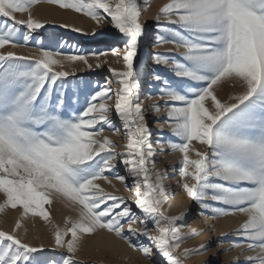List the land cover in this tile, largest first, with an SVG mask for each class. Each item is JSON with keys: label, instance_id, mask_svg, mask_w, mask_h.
<instances>
[{"label": "snow or ice", "instance_id": "1", "mask_svg": "<svg viewBox=\"0 0 264 264\" xmlns=\"http://www.w3.org/2000/svg\"><path fill=\"white\" fill-rule=\"evenodd\" d=\"M41 4L72 10L99 27L107 20L127 38L122 50L91 53L97 60L111 55L123 61L124 70L109 69L117 90L105 84L76 109L64 89L75 75L73 65L92 67L88 53L10 50L28 46L45 27L47 22L33 15ZM140 8L138 0H0V194L5 198L0 213L19 209L21 220L41 218L49 225L55 248L67 253L53 264H80L86 241L101 232L123 240L152 264H187L210 246L181 251L201 233L183 230L185 212L171 215L165 209L175 193L170 197L164 177L154 171V158L170 149L181 154L180 186L201 215L245 218L224 254L254 253L245 255V264H264V0H170L159 9L157 22L168 25L160 26L157 44L183 49L179 57L154 56L157 64H171L179 78L173 84L154 76L164 85L159 89L164 103L154 110H166L162 129L176 138L158 142L159 153L135 65L141 38L148 36ZM21 15L27 19H18ZM229 87L238 91L225 99ZM113 112L121 126L110 118ZM105 129L115 136L123 131V152ZM117 160L126 174L116 171ZM113 179L135 189L141 216L99 183L115 188ZM57 202L76 213L63 227L46 207ZM22 227L18 221L13 232L0 230V264H44L34 256L44 245L25 243L17 235ZM134 237L149 244L138 245Z\"/></svg>", "mask_w": 264, "mask_h": 264}, {"label": "rangeland", "instance_id": "2", "mask_svg": "<svg viewBox=\"0 0 264 264\" xmlns=\"http://www.w3.org/2000/svg\"><path fill=\"white\" fill-rule=\"evenodd\" d=\"M138 2L142 7V2L145 1L138 0ZM146 2L148 3V0H146ZM168 2V0H151V6L148 7L151 9V11L146 21L144 19V11H141V19L148 36L147 39L144 37L141 38L143 42L135 60V65L141 73V82L143 88L142 98L144 100L143 106L148 110V126L153 133V137L158 132V129L155 127L156 121L161 123L167 114L166 110L161 111L159 114H156L154 110L153 105H162L164 103L163 100L159 99V89L164 85L162 81H156L154 86L151 85L150 77L152 64L150 63L152 62L154 55L153 49L155 45V36L162 34L159 31L160 26L168 25V22L164 20L157 22L156 17L159 14V9ZM33 15L35 18L41 21H46L47 23L45 24V27L43 29L37 30V32L33 34L35 37L34 42H30L28 46L22 48L10 49L11 51H14L17 55H29L36 54L40 48L43 47L46 50L60 52L62 54H75L77 50L89 54V63L92 65V67L88 68L82 63L73 65L72 67L75 69V75L68 77V81H70V83L64 89L65 95L71 97L74 108L80 109L85 106L90 96L105 84H107L108 87L114 91L118 89V84L115 82V78L109 69L113 68L117 71L124 70L123 61L117 63V58L111 55L108 57H100V60H97L91 55V53L111 51L115 48L122 50L124 48L127 38L119 33V31L115 29L111 23L107 22L106 20L102 22L103 27H99L96 22L91 20L89 17L76 13L72 10L61 9L58 6L48 4L36 6L33 9ZM18 19L24 20L27 19V16L21 15L18 16ZM61 25H68L69 27L65 28L61 27ZM73 28L80 29L81 31H73ZM105 35H108L109 38L111 37V41L101 39V37ZM64 36H67V42L62 41V37ZM145 43L147 44V47H145ZM164 45L173 46L172 44ZM7 50L9 49H5V51ZM181 52H183V49H176L173 46L172 50L162 48L159 54L179 57ZM151 55L152 58L150 61ZM105 60L107 62L103 63ZM97 63H102V66L96 67ZM155 71L157 75H160L163 78V80H167L170 83L174 84L179 80V78L174 75L171 64H157ZM233 90L234 92L238 91V89H232L230 87L226 88V94L224 98L226 99L227 95H231ZM110 118L113 120L114 124L121 126L119 118L115 112L110 114ZM164 128L166 137L165 141L169 139L175 141L176 138L172 136L171 131L167 127ZM105 135H107L120 146L118 151H124V144L126 140L123 137V131L121 132L120 136H115L112 135L110 131L105 129ZM195 146L199 147V145ZM200 150L203 149L201 148ZM174 154L177 156V158L174 156ZM167 156L175 157V173L177 172L175 178L177 179V183L175 184L172 191H169L168 188L170 197L173 193H175V195L170 199L169 204L165 206V209L171 215H179L181 212H185L187 226L183 230L185 232L198 230L201 233L196 238L191 239L186 244H184L181 251H183L185 248L198 247L200 244H208L210 246V249L206 254L194 257L192 260H189L187 264H245V255H247V253H245V255H241L240 250H231L228 252V254H224L225 250L230 248L228 241L237 239L234 233L239 227L220 231L219 224L221 219H211L210 213L201 215L200 213L203 210L199 208L195 201L187 197V194L180 186L181 177L179 175V169L181 154L172 153L169 149ZM193 158H195L194 155ZM154 159L156 160V157ZM157 159L159 158L157 157ZM115 163L117 164L116 171L119 174H126L125 170L120 164V161L117 160ZM154 171L162 174L164 177V182L167 185L166 178L168 176L171 177V163L164 159L161 161L156 160V168ZM112 182L115 185V188L108 186L104 181H100L99 183H101V185L105 188L106 192L123 197L129 204L132 205L133 212H135L137 216H141L142 214L140 213V210L136 208L134 203L135 189L132 188L129 190V187H126L125 184H121L116 179H113ZM127 184H132L130 178L127 181ZM4 202L5 198L3 194H0V205H2ZM46 207H51L53 221L61 227L64 226V223L69 216H71L73 219L76 218V213L74 211L64 207V205L59 202L53 204L52 206ZM62 211L67 212V216L65 218L62 216ZM18 221L23 224V227L17 233L19 238H21L25 243H30L34 247H39L41 244L44 245L42 252L34 254V256L39 261L44 262V264H53V261H59L61 256L67 255L66 250L55 248L53 235L50 231L49 225L45 224L41 218L33 219L29 217L27 219L21 220V211L19 209L13 211L9 208L5 210L4 213H0V230L13 232ZM133 227H139V225L134 224ZM25 230L27 231V235H25ZM125 231L127 232V227H125ZM206 236H210V241L204 242ZM133 239L138 245L149 244V241L144 237H139L138 239L134 237ZM94 240L95 238L87 240L83 246L78 256L80 264H152V262L146 261L138 252H135L132 248H129L127 244V255L125 256L121 252L115 251L106 245L98 246L97 244H94ZM220 241L224 242L223 246H221ZM236 257H239V260H236ZM154 259H156V257H154Z\"/></svg>", "mask_w": 264, "mask_h": 264}, {"label": "bare ground", "instance_id": "3", "mask_svg": "<svg viewBox=\"0 0 264 264\" xmlns=\"http://www.w3.org/2000/svg\"><path fill=\"white\" fill-rule=\"evenodd\" d=\"M143 1H145V2H142V7L140 8V10L141 11H144L143 12L145 14V18L144 19L146 21L147 20V17L150 15L151 9L146 6L147 5L146 0H143ZM168 1L170 2V0H168ZM158 36L159 35H156L155 36V41H154V44L155 45H154V49H153L154 55H153V60L150 63V64H152L151 77H150V79H151V85H153V86H154V83L157 81V80L154 79V76L157 75L156 74V71H155L156 70V65H157V63L154 60L155 54H159L160 53V50L162 48H165L167 50L168 49H170V50L173 49V46H170V45L169 46L158 45L157 44V38H158ZM62 38H63L62 41L67 42V36L66 37L64 36ZM101 39L111 41V37L109 38L108 35L102 36ZM98 41H100V40H98ZM145 47H147V44L146 43H145ZM151 58H152V55L150 56V61H151ZM234 93L235 92L233 90V93L232 94H234ZM155 127L158 129V132L153 137L154 147H155L156 151L159 153L160 152V149L158 147V142L165 141V139H166L165 133H164V129L165 128L162 129L161 123L158 122V121H156ZM168 151H169V149L166 150L164 153L157 155L156 156V160L161 161L162 159H164V160H168V162L171 163V170H172L171 173H170L171 174V177L168 176L166 178V183H167V186L169 188V191H172V189L174 188L175 184L177 183V179L175 178L176 175H177V172L175 173V168H176L175 157L177 158V156L174 154L175 157L174 156L168 157L167 156ZM157 157L159 159H157ZM62 216H63V218H65L67 216V212L62 211ZM244 219L245 218L242 217V216H239V217L229 216L227 218H223V219L220 220L221 222L219 224L220 225V231L227 230V229H231V228L240 227L241 224L244 222ZM185 221H186V216H185ZM209 238H210V236H206L205 239H204V242L205 241H210ZM94 244H97L98 246L99 245H106L107 247H109L111 249H114L115 251L121 252L125 256L127 255L126 243H124L123 241L119 240L118 238H116L113 235L108 234L106 232L99 233L95 237ZM247 255H254V253H247Z\"/></svg>", "mask_w": 264, "mask_h": 264}]
</instances>
